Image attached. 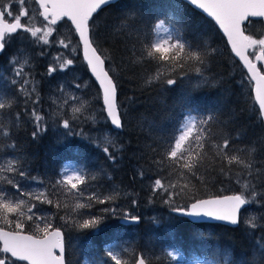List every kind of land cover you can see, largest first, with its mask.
I'll use <instances>...</instances> for the list:
<instances>
[{"label": "snow or ice", "instance_id": "1", "mask_svg": "<svg viewBox=\"0 0 264 264\" xmlns=\"http://www.w3.org/2000/svg\"><path fill=\"white\" fill-rule=\"evenodd\" d=\"M112 0H32L36 6L30 13L26 0H4L0 3V52H4L13 39H30L37 45L53 46L66 50L58 52L48 65L47 74L72 70L79 49L89 71L99 82L102 92L104 119L115 129H123L122 105L118 103V83L109 74L106 61L111 57L100 46L97 39L95 16L103 6ZM188 5L206 13L226 35L231 51L246 69L245 79L254 83V99L259 114L264 119V34L249 31L253 23L264 24V0H185ZM19 5L13 10V4ZM180 5L169 7L154 19L145 20L129 12L120 17L116 31L123 35L131 47L130 61L144 70V82L148 85L173 86L179 77L195 73L199 82L209 83L205 77L209 59L216 52L206 40L185 35ZM258 18V19H254ZM71 23L78 37L76 47L72 40L58 34L61 21ZM23 21V22H22ZM45 52L42 50L41 55ZM11 76L0 75V136L11 139L10 127L15 128L23 116L34 125L32 137L48 130L46 116L63 129L62 135L71 137L85 135L78 125L88 120L95 122V116L88 115L89 101L80 95L86 85L76 82L61 83L49 99L50 113L42 114L40 96L30 71L27 57L21 54L10 58ZM244 81H241L243 84ZM23 97V112L16 111ZM188 105L173 131L152 149L153 164L158 175L153 178L149 197L161 199L171 212L189 217H209L240 223L241 210L251 203L262 204L264 191H257L254 181L264 176V167L257 166L252 153L255 149L235 146L230 136L216 135V118L207 109H201L185 97ZM31 105V107H29ZM107 159L116 163L119 150L108 135L95 140ZM12 151H0V264H66L65 234L56 227L52 215L42 209L49 205L65 224L78 230H97L108 216H120L126 223H139L141 217L131 209L117 203L121 196L118 186L109 190L95 185L97 174L87 165L65 163L56 178L45 183L32 176L21 156L15 155V142L4 145ZM112 149V150H110ZM235 180L241 190L232 195H210L201 198L197 184L205 187L210 175ZM143 177L144 173H140ZM111 179V177H109ZM31 184L40 185L33 190ZM184 201V203H179ZM99 205H105L98 208ZM132 208L138 201L132 199ZM154 222L158 221L153 218ZM245 223L252 229L258 227L253 219ZM260 255L264 256V237L256 240ZM165 258L175 261L180 253L176 248L163 250ZM107 259L92 264H154L160 257L148 250L134 249L121 243L109 244L104 249ZM213 256L217 254L212 253ZM206 264H229L227 258L206 262Z\"/></svg>", "mask_w": 264, "mask_h": 264}, {"label": "trees", "instance_id": "2", "mask_svg": "<svg viewBox=\"0 0 264 264\" xmlns=\"http://www.w3.org/2000/svg\"><path fill=\"white\" fill-rule=\"evenodd\" d=\"M176 5L181 6L179 16L185 35L189 39L196 37L206 40L216 49L205 70L209 83L199 82L197 75L191 73L188 77H179L173 86L145 84L143 68L130 61L128 49L131 45L116 31L115 26H119L120 17L129 12L151 20ZM95 22L99 44L111 57V61L106 62L110 74L118 83V103L122 105V112L126 113L123 117L124 127L117 131L119 137L114 141L119 149L116 152V163L108 160L101 147H97L95 140L99 138L91 123L77 126L76 131L83 129L85 135L65 137L53 130L56 124L51 123L53 118L47 116L50 121L48 130L34 139V125L27 116H23L15 128L9 125L10 140L0 136V151L11 152L4 145L14 141V154L24 159L32 176H41L39 178L45 183L54 180L61 167L71 161L87 165L97 174V180L93 183L104 190L113 186L134 189L141 208V222L137 225L126 226L121 223L120 216H108L97 230L81 231L60 219L63 212L57 213L55 208L42 205V209L52 215L54 226L61 227L65 233L67 264H83L86 258L97 261L105 256L104 249L109 244L123 243L124 240L129 243H125V246L157 253L154 256L160 259L154 260V264H193L195 259L215 261L222 258H227L229 264H264V256L260 255L256 246V240L264 237V206L261 204L251 203L246 209L255 208L256 216L260 213L261 219L256 223L258 227L255 229L245 225L244 213L247 211L242 213L238 227L218 223H195L173 215L161 199L154 198L150 203V187L137 190L135 186V182H145L158 175L153 164L152 149L158 147L161 140L173 131L187 113L185 97L201 109H207L214 114L216 135L232 137L237 148H254L253 159L257 166L264 167V121L254 99V83L249 84L246 81V69L231 51L226 37L212 19L184 0H120L101 10L95 16ZM249 31L264 34V24L253 23ZM7 54L6 52L0 56V75L10 77L12 68L5 60ZM241 81L244 83L241 84ZM93 82L97 86L96 88L92 83L95 90L102 94L94 78ZM101 104L103 107L102 100ZM40 107L45 113H50L46 110L48 103L44 98L40 99ZM23 110L21 97L19 107H14L12 115ZM0 119L10 120L11 117ZM141 172L144 173L143 177ZM259 180L257 184L254 182L257 191H264V176ZM197 188L200 189L201 198H208L210 195L237 193L240 191V184L234 179L229 180L213 172L206 190L199 184ZM103 207L105 205L98 206ZM155 217L158 223L154 222ZM173 247L183 258L169 261L164 257L163 250ZM213 252L217 255L213 256ZM93 261L89 260L91 263Z\"/></svg>", "mask_w": 264, "mask_h": 264}, {"label": "rangeland", "instance_id": "3", "mask_svg": "<svg viewBox=\"0 0 264 264\" xmlns=\"http://www.w3.org/2000/svg\"><path fill=\"white\" fill-rule=\"evenodd\" d=\"M3 2L4 0H0V3H3ZM24 6L29 8L30 13L36 7L32 3V0H26V3ZM18 8H19V5L14 3L13 10L16 11L18 10ZM57 29H58V34L60 36L71 39L72 47H76L78 37H76V34L70 22L66 20L61 21L58 24ZM7 48H8V54L5 56L6 62H9L10 58L17 54H21L22 57L28 58L29 65L26 68V71H30V68H32V71L30 72H31L32 77L34 78V82L36 83L37 92L40 96V99L44 98L46 103H48V107L46 109L48 112L52 111V104L49 98L53 96L57 86L61 83L71 82L73 78L75 77L76 82L81 83L82 85H86V87L82 88L79 94L82 95L84 99L89 101L88 115L95 116V122H93L92 120H88L86 123H83V124L91 123L94 126L95 134L98 138H101L104 135H108L109 138L115 141V139L119 137L117 130H115L113 127L109 128L108 126H112V125L110 124L107 126L109 122H107L104 119V117H102V113H103L102 108H101L102 107V104H101L102 94H100L98 91L95 90L93 86L94 84L93 78L90 75L88 66L83 60L82 52L79 49H77V51L72 54L75 57V63L72 66L71 71L57 72L53 76H49L47 74V68H48V65L53 62V57L56 56L58 52H65V54H67L66 50L59 49L55 46L48 48L47 46L37 45L33 43L30 39H21L19 37L16 39H13L11 43L7 46ZM42 50L45 52L44 55H41ZM99 102H100V105H99ZM40 109L42 110V114H45V110L42 107H40ZM46 119L48 122H50L47 116H46ZM52 122H54V118L51 119V123ZM53 130L55 132H58L59 135H61L63 132V129H59L57 125L53 126ZM148 178H151V177H148ZM152 178H155V177H152ZM152 180L153 179L146 180L145 182H135V186L137 190L149 188L151 186ZM254 182L257 184L260 182V180L258 179ZM31 187L33 188V190H38L40 185L31 184ZM239 189L241 190V185ZM120 190H121V196L119 197L117 203H119L124 208L131 209L134 214L141 216L140 211H139L141 210L140 205H138V207H135V208H132V205H131L132 199H136L138 201V199L135 197L134 189H126L122 187L120 188ZM245 212L246 213H244V221L253 219L254 223H257V222L259 223V220L261 219L259 216L260 213L259 215L257 214L256 216L255 208H250L248 210H245ZM145 220L149 221L148 218H145ZM245 225L247 226V224ZM125 243L127 244L128 240H124L123 243L121 244H125ZM153 255H157V253ZM179 258H183V257L180 255L177 259ZM104 259H107V257L101 256L100 258H98L97 261L104 260ZM89 260L93 261V259L86 258L83 264H92L91 262H89ZM193 261H194L193 264H206V262H210L205 259H195ZM180 264H185V263H180Z\"/></svg>", "mask_w": 264, "mask_h": 264}, {"label": "water", "instance_id": "4", "mask_svg": "<svg viewBox=\"0 0 264 264\" xmlns=\"http://www.w3.org/2000/svg\"><path fill=\"white\" fill-rule=\"evenodd\" d=\"M120 0H112V2L109 4V5H111V4H114V3H117V2H119ZM185 1V0H184ZM109 5H106V6H103L102 7V10L105 8V7H107V6H109ZM193 8H195V6H192ZM196 9V8H195ZM196 10H198V11H200V12H202V10H199V9H196ZM101 11V10H100ZM99 11V12H100ZM98 12V13H99ZM203 13V12H202ZM206 16H207V14L206 13H204ZM97 15V14H96ZM210 18V17H209ZM211 19V18H210ZM254 19H258V18H254ZM218 26V25H217ZM219 28V27H218ZM220 31L223 33V31L220 29ZM223 35L226 37V35L223 33ZM226 39H227V37H226ZM228 41V40H227ZM230 45V44H229ZM231 47V46H230ZM3 52H0V54H2ZM238 60H239V58L238 57H236ZM240 61V60H239ZM241 62V61H240ZM242 63V62H241ZM106 68H108L107 67V62H106ZM91 73V72H90ZM109 74H110V72H109ZM92 75V74H91ZM111 75V74H110ZM93 76V75H92ZM112 76V75H111ZM93 78L95 79V77L93 76ZM114 79V78H113ZM96 80V79H95ZM115 81V80H114ZM97 83H98V85H99V82L98 81H96ZM118 96H119V92H118ZM254 96H255V93H254ZM258 104V103H257ZM263 121H264V119H263ZM113 127V126H112ZM114 128V127H113ZM115 129V128H114ZM116 130H122V129H116ZM229 195H232V194H229ZM222 196H224V195H222ZM206 199V198H205ZM250 205V204H249ZM249 205H246L242 210H241V216H242V213H243V211L247 208V207H249ZM175 215H177V216H180V217H184V218H187V219H189V220H191V221H193V222H195V223H218V224H223V225H228V226H232V227H238L239 225H240V223H241V220H240V223H238V224H236V225H233V224H231V223H229V222H227V221H218V220H215V219H212V218H209V217H189V216H185V215H182V214H179V213H174ZM140 222H141V220H140ZM139 222V223H140ZM121 223L122 224H124V225H137V224H139V223H126L123 219H121ZM65 234V233H64ZM65 243H66V239H65ZM26 263V262H25ZM66 264H67V258H66Z\"/></svg>", "mask_w": 264, "mask_h": 264}, {"label": "flooded vegetation", "instance_id": "5", "mask_svg": "<svg viewBox=\"0 0 264 264\" xmlns=\"http://www.w3.org/2000/svg\"><path fill=\"white\" fill-rule=\"evenodd\" d=\"M6 52L8 53V51H7V50H5L3 53H6ZM3 53H2V54H3ZM2 54H0V55H2Z\"/></svg>", "mask_w": 264, "mask_h": 264}, {"label": "bare ground", "instance_id": "6", "mask_svg": "<svg viewBox=\"0 0 264 264\" xmlns=\"http://www.w3.org/2000/svg\"><path fill=\"white\" fill-rule=\"evenodd\" d=\"M173 213V212H172ZM174 214V213H173ZM175 215V214H174ZM177 216V215H176Z\"/></svg>", "mask_w": 264, "mask_h": 264}]
</instances>
